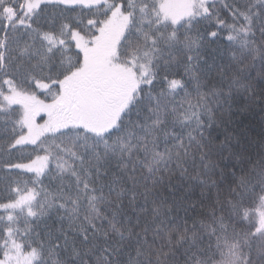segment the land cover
I'll use <instances>...</instances> for the list:
<instances>
[{
	"label": "snow or ice",
	"instance_id": "obj_1",
	"mask_svg": "<svg viewBox=\"0 0 264 264\" xmlns=\"http://www.w3.org/2000/svg\"><path fill=\"white\" fill-rule=\"evenodd\" d=\"M0 264H264V0H0Z\"/></svg>",
	"mask_w": 264,
	"mask_h": 264
},
{
	"label": "trees",
	"instance_id": "obj_2",
	"mask_svg": "<svg viewBox=\"0 0 264 264\" xmlns=\"http://www.w3.org/2000/svg\"><path fill=\"white\" fill-rule=\"evenodd\" d=\"M256 120H257V121L259 120V117H258V116L256 117Z\"/></svg>",
	"mask_w": 264,
	"mask_h": 264
}]
</instances>
